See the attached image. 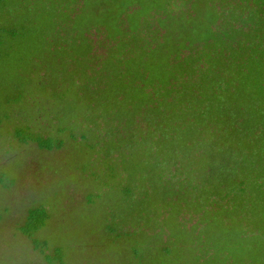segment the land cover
Here are the masks:
<instances>
[{
	"label": "trees",
	"instance_id": "1",
	"mask_svg": "<svg viewBox=\"0 0 264 264\" xmlns=\"http://www.w3.org/2000/svg\"><path fill=\"white\" fill-rule=\"evenodd\" d=\"M3 103L0 135L21 112L13 138L40 149L70 139L61 120L108 128L104 159L125 169L121 188L132 197L139 178L156 188L170 227L198 251L227 253L219 240L232 236L264 245V0H0ZM140 202L126 205L133 217L110 208L126 225L149 215ZM184 210L198 216L195 239ZM46 219L29 209L21 227L32 243Z\"/></svg>",
	"mask_w": 264,
	"mask_h": 264
},
{
	"label": "rangeland",
	"instance_id": "2",
	"mask_svg": "<svg viewBox=\"0 0 264 264\" xmlns=\"http://www.w3.org/2000/svg\"><path fill=\"white\" fill-rule=\"evenodd\" d=\"M124 1L143 0H121ZM144 7L147 10V4ZM94 39L96 42L98 37ZM104 49L96 44L94 52L102 55ZM24 87L25 96L37 95L35 86ZM9 106L3 103L0 113ZM75 110H69L70 115ZM12 116L15 122L23 114ZM14 122L3 127L0 135V264H243L246 260L247 264H259L255 259L261 254L259 250L264 251L261 237H256V246L250 239L245 246L241 244L243 247L237 236L219 240L227 253L222 247L214 253L198 251L196 241L176 233L174 225L170 227L156 188L145 191V181L139 178L140 183L132 190L135 194L127 196L121 188L125 169L117 166L112 172L104 159L105 149L111 150L115 143L108 128H75L61 120L59 124L67 127L70 139L61 147L54 145L46 150L26 139L13 138L10 131ZM139 200L149 215L142 213L126 225L120 212L110 208L120 204L128 215L134 206L126 209V205ZM34 207L45 209L47 219L32 243L21 224ZM166 219L169 229L161 233L159 225ZM179 221L189 230L198 227L191 235L194 239L196 231L201 232L196 214L184 210ZM145 230L149 233L142 232Z\"/></svg>",
	"mask_w": 264,
	"mask_h": 264
}]
</instances>
